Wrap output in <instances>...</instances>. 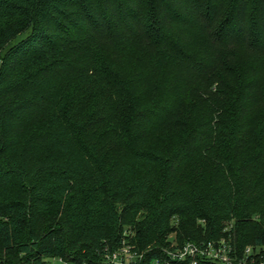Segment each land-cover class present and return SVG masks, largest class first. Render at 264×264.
Wrapping results in <instances>:
<instances>
[{
    "label": "trees",
    "instance_id": "1",
    "mask_svg": "<svg viewBox=\"0 0 264 264\" xmlns=\"http://www.w3.org/2000/svg\"><path fill=\"white\" fill-rule=\"evenodd\" d=\"M127 231L264 256V0H0V264Z\"/></svg>",
    "mask_w": 264,
    "mask_h": 264
},
{
    "label": "built area",
    "instance_id": "2",
    "mask_svg": "<svg viewBox=\"0 0 264 264\" xmlns=\"http://www.w3.org/2000/svg\"><path fill=\"white\" fill-rule=\"evenodd\" d=\"M134 236L132 231L125 233L119 249L107 255L108 264H264V256L259 250L248 248L240 255L231 235L219 241L188 242L176 248H163L161 257L146 263L145 254L139 253L132 244Z\"/></svg>",
    "mask_w": 264,
    "mask_h": 264
},
{
    "label": "rangeland",
    "instance_id": "3",
    "mask_svg": "<svg viewBox=\"0 0 264 264\" xmlns=\"http://www.w3.org/2000/svg\"><path fill=\"white\" fill-rule=\"evenodd\" d=\"M226 56L227 55H225V56H222L221 55V58H224L225 59ZM175 131L178 132V130H175ZM165 134L167 136H170V137H171V135L174 134L173 135V138L176 137L175 133L174 132H171V130H167V132H166V130H162L161 132H159V134L157 136L158 138L156 140H163V138H166L165 137ZM204 162H206V160H204ZM169 240H170V247H165V249L176 248V247L179 246L180 240H179V234L178 233H176V232L171 233L169 235ZM50 264H67V263L64 262V261H62L61 259H53V260L50 261Z\"/></svg>",
    "mask_w": 264,
    "mask_h": 264
}]
</instances>
